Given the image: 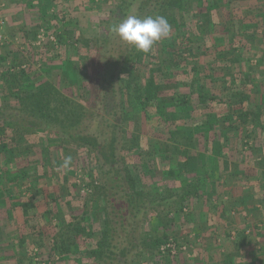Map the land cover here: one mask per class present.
I'll return each mask as SVG.
<instances>
[{
    "label": "trees",
    "instance_id": "obj_1",
    "mask_svg": "<svg viewBox=\"0 0 264 264\" xmlns=\"http://www.w3.org/2000/svg\"><path fill=\"white\" fill-rule=\"evenodd\" d=\"M214 1L114 0L109 19L104 18L105 23H109L104 29L105 34L100 40L92 41L94 45L87 49L88 57L82 56L85 61L83 67L87 70L80 78L84 91L78 99L61 92L52 82L40 84V77L31 76L32 70L26 64L25 56L29 49L22 54L8 43L0 45V151L9 159L0 167V184L7 182L21 191L29 180L25 189L31 197L26 200L12 198L10 201L11 209L20 207V215L25 218L33 200L43 197L45 208L39 214L45 215L46 221H55L52 223L54 232L49 236L50 256L74 255L71 250L74 245L89 264H143L149 260L165 264L166 258L171 264H182L178 253L186 243H178L166 231L161 234L145 231L142 241L148 249L144 252L138 250L135 234L139 214L144 212L148 215L149 208L157 205L164 207L167 214L182 213L191 220L194 211L198 210L200 198L204 196L210 202L214 196L221 197L231 192L235 179H232L229 169L209 172L206 165L197 169L189 167L190 158L198 153L191 148L227 157L224 149L236 138L237 143L246 138L261 147L264 101L258 100V106L253 108L247 106L249 94L246 84L250 73L246 74L244 70V67L246 70L252 68L248 65L249 52L246 50L250 45L245 41V34L253 35L241 30L238 21L234 31L232 23L220 26L214 18ZM130 14L141 18L165 17L170 25L168 36L156 42L148 53L125 44L111 31V27ZM54 15L51 14L49 20L35 30L37 34L43 28L48 39L44 45L34 46L31 55L42 57V49L46 51L47 47L53 49L68 45L70 39L77 45L71 49L79 55L80 43L88 47L90 40L80 41L81 38H76L70 31L68 39H64L54 27L57 23L53 20ZM5 16L0 15V20L4 28L11 29V18ZM58 19L63 24H70L63 14ZM241 22L243 25L244 21ZM15 29L25 36L23 27ZM50 36H55L54 41L49 40ZM158 44L160 48L155 49ZM36 57L34 61L37 63ZM70 70L68 78L73 79L76 69L71 67ZM180 110L186 115L181 117ZM136 111L143 113L146 119L157 118L158 123L165 126V139L157 141L156 146L148 147L146 151L136 142L139 130H127L132 112ZM112 112L114 119L120 118V121L109 122L112 131L111 136L106 137L99 128L105 115H112ZM174 113H178L180 118L173 117ZM191 113L195 117L200 115V121L189 125L185 120L193 117ZM166 114L172 116L170 121H166ZM93 115L92 125L95 124L98 132L90 133L85 131L84 124L85 119ZM221 133H224V148L217 139ZM41 138H44L41 153L50 154L61 147L62 153L55 159L64 163L70 156V150L73 154L80 150L79 153L87 155L89 165L93 166L82 169L87 179L67 174V188L62 196L55 194L54 187L44 192L38 186L41 179L39 170L42 167L40 174H43L46 164L35 166L29 157L30 149L20 150L21 143L38 150ZM181 146H184L183 150H180ZM72 167L75 168L71 156L66 169L72 170ZM95 176L99 180L104 178L106 187L103 190L106 188L113 193L112 197L104 198L102 219L97 217L99 208L91 192L92 188H97ZM149 177L154 180L156 190L146 189L147 184H142ZM111 180L115 183L107 185ZM205 184L209 186L207 191ZM80 186L83 190L78 189ZM73 190L82 197V201L72 197ZM119 193L120 196L115 197ZM109 202L110 205L107 204ZM211 205L215 211L216 205ZM187 207L191 209L188 212ZM231 209L236 210L230 207L229 212ZM111 215L116 218L114 225H111ZM96 222L101 225L98 230L93 229ZM198 226L202 230L206 228L205 223ZM114 233L117 238L113 242ZM228 235L229 232L224 231L223 236ZM247 238L244 231L238 232L233 242L235 249L246 245ZM170 239L178 248L175 254L168 248L164 252L160 250V246ZM27 255L25 262L28 264L40 262L38 252H34L33 257L32 251ZM43 261L40 263L48 262Z\"/></svg>",
    "mask_w": 264,
    "mask_h": 264
},
{
    "label": "rangeland",
    "instance_id": "obj_2",
    "mask_svg": "<svg viewBox=\"0 0 264 264\" xmlns=\"http://www.w3.org/2000/svg\"><path fill=\"white\" fill-rule=\"evenodd\" d=\"M32 1H34L35 5H33L32 8H29L28 12L26 11L18 16L16 15L14 17L15 20L11 22V29L4 28V35L8 40V44L22 54L25 53V49H29V53L27 54L30 57L25 53L27 58L26 62L28 61L26 64L30 66L32 70L30 73L31 76L33 75L35 78L40 77L42 79L40 84L52 82L61 92L78 99L83 90L80 78H82L83 72L87 70V68L83 67L85 61L82 60V56L88 57L89 54L87 53L88 50H90V46L94 45V42L100 40L105 34L104 29L109 26V23H107L108 21L105 23L104 18L109 17V14L114 8V0H64L63 4L57 5L45 3L47 0ZM262 2H264V0L214 1V18L220 26L232 23L231 28H233L232 31H234L237 21L239 22V20H242V22H244L243 27H240L241 30H246L247 33L253 35L251 37L247 36V34H245L246 32L244 33L246 35L245 41L250 45L246 50L249 52L248 65L252 67L250 70H246L244 67V70L247 71L246 74L250 73L247 75V80H249V82L246 84V90L249 94L247 106L250 108L258 106V100H260L259 102L264 101V5ZM50 6L51 8L53 7L52 9L54 12L50 11ZM237 6L247 8H239ZM0 12L3 13V11ZM51 14L56 15H54L53 19L57 21V23L54 24V27L58 30L57 33H62L64 39H68V32L70 31L74 32L73 35H75L76 38H81L80 41L90 40L88 47H84L82 42L80 43L79 55L75 54L73 49H71V46L77 48V45L76 42H74L75 40L70 38L67 43L68 45L54 47L53 49L47 47L46 51L42 49V57H40V55H36V57L35 54L34 56L31 55L30 51L33 52L35 48L34 46H42L44 43H47L48 38L44 37L43 40L38 39V33L36 34L35 30H37L38 27L43 26L44 21L46 22V20H49L48 18H50ZM62 14L65 16L66 22L69 21L70 24L66 25L63 24L62 21H58V18H60V15ZM246 19H249L248 22H246ZM1 26L0 30L3 32V25ZM19 26L24 28V37L22 36L23 32L21 33L19 30L15 29ZM239 26H241L240 22ZM11 33L14 36L13 38H11ZM38 40H42L40 44L37 43ZM207 42L209 43V39ZM159 48L160 44L155 46V49ZM35 57L37 58V63L34 61ZM158 57L161 58L159 55ZM71 67L76 69V72H74L75 77L73 79L68 78L70 75L69 73L71 72ZM35 73H39L40 75L38 76ZM252 85H254V87ZM84 100H86V98H84ZM86 105L88 106L89 104L86 102ZM218 110L219 109H216V111ZM98 113L102 114L101 111H98ZM132 113L134 117L132 116L129 121L127 130L131 131L132 128L139 130V132H137L139 135L136 136V142H139L141 148H144L146 151L148 147L153 145L156 146L158 144L157 141L165 139V126L160 125L157 118L155 120L152 118L146 119L143 113H139L138 111ZM111 114L112 115H105V120L99 128V130L104 132L106 137L111 136L112 127L109 126V122L120 121V118L116 120L114 119V112ZM180 114L181 117L186 115L183 110H180ZM178 115V113H174L173 117L180 118ZM191 115H193L191 119L185 120L187 121V124L190 125L191 123L200 121V115L198 117H195V114L193 113H191ZM165 116L168 118L166 121L171 120V115L166 114ZM93 117L94 115L92 117L90 116V118H86L84 124L86 127L85 131L90 133H94L96 130V132H98V129H95V124L92 125ZM260 122L263 121L260 119ZM161 123L164 124V122ZM223 134L224 133H221V135H218L217 137L222 147L224 146ZM241 134L242 133H240V136ZM128 137L129 136L127 135V139ZM245 139L246 138H243L240 143H237L238 138H236V141L233 139L232 143L229 142V145L227 144V149H224V151L227 152V157L219 155L213 156L196 148L190 149L193 152H198L197 155H192L190 158V168L197 169L206 165L205 168L206 170L209 169V172L226 168L229 169V174L233 177L232 179L236 180L241 174L240 177L242 182L234 180L231 192L221 197L214 196L210 202H208L204 196L200 198L198 202V210L194 211L193 219L191 220H188V218L182 213L167 214L164 207L157 205H153L149 208L148 215H145L144 212L140 213L137 217V220L139 221V226L137 228L138 231L135 234L136 238H138L139 251L144 252V250L147 251L148 249L145 248L146 244L142 241L144 234L146 233L145 231L151 232L152 234H161L163 231H166L167 233L172 234L177 239L178 243H186L185 251L182 250L183 252L180 255L178 254L179 259L183 262L182 264H254V262L257 264H264V139L260 148L257 147L254 141H248ZM43 145L44 138H41L38 150L27 144L24 145L21 143L19 146L20 150L30 149L29 157L32 158V161L34 160L35 166H40L41 163L46 164V169L43 174H40L43 171L42 167L40 168L39 172H41L39 175L41 179L37 182L38 186L43 189L44 192L45 189L54 187L55 190H53L55 191V194L58 196L64 195L67 188V174L70 176H76V178L87 179V176H85V174L83 175L82 169H91L93 167L92 165H89V158L87 155L79 153L80 150L77 154L75 152L73 154L72 150H70L69 157L72 156L74 167L76 169L72 167V170H67L66 167L63 166L61 160L58 162L56 161L57 159H55L62 153L61 147L57 151L48 154L45 152L41 153V150L44 149ZM208 146L209 145H207V148ZM183 148L184 146H181L180 150H183ZM6 156L0 151V167L4 161L7 162L9 160ZM13 160L15 161V159H12V161ZM87 165L89 167H87ZM39 166H37V168H39ZM244 174L246 176H244ZM45 178H47V180ZM159 179L157 180L159 181ZM253 180H258L260 188L256 189L250 187L244 192L242 187L245 186V184L243 182L247 181V185H250V182ZM28 182L29 180L23 184L21 191H18L16 186L10 185L7 182L0 184V255L5 257V263L3 264H28V262L25 261L27 260V254L30 251H32V257L34 256V252L39 253V258H41L40 262L43 260L48 261L36 264H89L81 251L74 245L71 246L74 255L68 254L62 257L51 255V259V240L49 236L54 232V226L52 223L55 221L54 219H51L50 222L48 220L46 221L44 218L46 216L44 215V217H42V215L39 214L45 208L43 197L39 196L33 200L34 203L29 205L27 208V219L20 215V207L16 208L19 213L16 212V209H11L10 201L12 198L16 199L20 197L21 200H26V198L31 197V194L25 189V185ZM143 182L144 183L142 184H147L146 189L151 187L153 190H156V186L153 183L154 180L150 177ZM114 183L115 182L111 180L107 185ZM95 186H97V188H92L91 192L93 193L92 195L95 197L96 205L99 208L96 213L97 217L102 219L104 217V211L101 208L105 203L104 198L112 197L113 193L112 190L106 191V188L105 191L103 190L104 187H106L104 178L99 180L95 176ZM208 188V184H205L204 189L207 191ZM78 189L83 190V187L80 186ZM73 192L74 194H72V197H75L77 201H82V197L74 190ZM257 192H259L258 198L261 199L259 201L260 205L258 204L254 207L252 206L253 208H247L251 206L250 201L253 202L255 200ZM80 193H83V191ZM240 193H243V195H240ZM119 196L120 193L115 194V197ZM211 203L216 205L215 211L211 207ZM107 204L110 205V202ZM230 207H235L236 210L231 209L229 212ZM189 210L191 209L187 207L186 211L188 212ZM85 216L87 217L88 215ZM110 218L111 225H114V220H116V218H113L112 215ZM199 222L205 223L204 227L206 228L202 230V228L198 226L200 224ZM33 224L35 226H32ZM99 224L100 223L96 222L93 229L98 230L99 227H101ZM163 224H165V226ZM217 228H219V230H217ZM224 231H234V236L240 231H244V233L249 231L248 236L251 238L252 245L255 248L261 247L259 249L261 252H253L250 256L246 254V258H240L235 254H232V245L230 246V243L227 242L224 244L222 238L224 237ZM113 236L114 242L117 238V234L114 233ZM36 242L38 244H36ZM225 251L227 252V255L223 257L222 253ZM188 253L189 256L191 255L190 260L188 259L189 256L187 257L186 255ZM181 255H183V257ZM143 264H155V262L149 260V262L146 261ZM165 264H171L167 261V258Z\"/></svg>",
    "mask_w": 264,
    "mask_h": 264
},
{
    "label": "clouds",
    "instance_id": "obj_3",
    "mask_svg": "<svg viewBox=\"0 0 264 264\" xmlns=\"http://www.w3.org/2000/svg\"><path fill=\"white\" fill-rule=\"evenodd\" d=\"M111 31L125 44L136 50L148 53L152 46L167 37L170 25L163 16H145L130 14L111 27ZM70 157L65 158L63 166L68 167Z\"/></svg>",
    "mask_w": 264,
    "mask_h": 264
},
{
    "label": "crops",
    "instance_id": "obj_4",
    "mask_svg": "<svg viewBox=\"0 0 264 264\" xmlns=\"http://www.w3.org/2000/svg\"><path fill=\"white\" fill-rule=\"evenodd\" d=\"M60 1V2H59ZM63 1L64 0H47L45 3H49L50 5H57V4H63ZM32 3V4H31ZM262 4L264 5V2H262ZM33 5H35L34 4V1H32V0H0V11H3V13L2 12H0V14L1 15H3V14H5L6 16L5 17H8V18H11V21H14L15 19H14V17L17 15H19V14H22L23 12H28V9L29 8H32V6ZM237 7H239V8H247V7H240V6H237ZM53 8V7H52ZM51 8V6L49 7V9H50V11H52V12H54V10ZM13 18V19H12ZM239 22H241L240 20H239ZM242 23V22H241ZM3 25V24H2ZM2 27V26H1ZM243 27V25H241V28ZM3 30H4V25H3ZM2 31V30H1ZM257 171V170H256ZM259 172V171H258ZM237 173V172H236ZM256 174H257V172H256ZM241 174L237 177V179L235 180V181H238V182H242V180H241ZM244 176H246L245 174H244ZM257 177H259V176H257ZM244 178V177H243ZM244 184H245V186H243L242 188L244 189V192H245V190L246 189H249L250 187H253V188H256V189H259L260 187H259V182H258V180L257 181H252V182H250V185H247V181H244L243 182ZM259 191V190H258ZM240 195H243V193H240ZM258 195H259V192H257L256 193V196H255V200L252 202V201H250V204H251V206L250 207H247V208H253L255 205H260V203H259V199H258ZM240 197V196H239ZM236 199V198H235ZM248 201V200H247ZM258 202V203H257ZM253 206V207H252ZM259 226V225H258ZM246 233V235L248 236V233H249V231H246L245 232ZM235 235V232L234 231H229V235H228V237H222L223 238V240H224V244H225V242H227V243H230V246L232 245V249L231 250H233L232 251V254H235L236 256H238V257H240V258H246V254L248 255V256H250L253 252L254 253H257V252H261V250H259L261 247H257V248H255L253 245H252V241H251V238L249 237V238H247V241L248 242H246V245H242L240 248H239V250H237V249H235V247H234V241L236 240V236H237V234H236V236H234ZM248 243V244H247ZM185 251V250H184ZM186 251H187V249H186ZM183 251L181 250L178 254L180 255L181 253H182ZM224 253V254H223ZM222 253V256L223 257H225V255H227L226 253V251L225 252H223ZM187 255V257L189 256V253L188 254H186ZM182 257H183V255H181ZM4 256L3 255H0V264H3V263H5V260H4ZM181 258V257H180ZM191 258V255L189 256V258L188 259H190ZM187 259V260H188ZM242 260V259H241ZM240 261V260H239ZM254 264H257L256 262H254Z\"/></svg>",
    "mask_w": 264,
    "mask_h": 264
},
{
    "label": "built area",
    "instance_id": "obj_5",
    "mask_svg": "<svg viewBox=\"0 0 264 264\" xmlns=\"http://www.w3.org/2000/svg\"><path fill=\"white\" fill-rule=\"evenodd\" d=\"M1 25H2V21L0 20V27H1ZM44 37H46L45 36V30L43 28H41L37 34V38L43 40ZM49 39L51 41L52 40L54 41L53 36H50ZM42 40H40V41L38 40L37 43L40 44V42ZM3 43H8V40H7L6 36L3 34V32L0 30V45H2ZM167 248L170 249V253H172V254H175L178 250L176 244L171 239L166 244H163L160 246V250L162 252H164ZM179 249L185 250V246H181ZM35 259L38 260L39 258H35Z\"/></svg>",
    "mask_w": 264,
    "mask_h": 264
}]
</instances>
